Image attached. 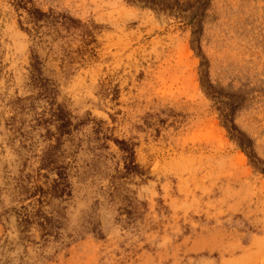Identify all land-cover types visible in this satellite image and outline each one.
I'll return each mask as SVG.
<instances>
[{
	"label": "rangeland",
	"instance_id": "1",
	"mask_svg": "<svg viewBox=\"0 0 264 264\" xmlns=\"http://www.w3.org/2000/svg\"><path fill=\"white\" fill-rule=\"evenodd\" d=\"M32 5L77 29H44L34 46L26 12L0 0V239L17 243V187L28 189L21 205L59 230L40 247L34 224L25 252L0 258L264 264V0ZM32 51L53 96L31 80ZM58 107L70 135L55 128ZM115 140L143 176L126 172ZM56 167L68 174L63 197Z\"/></svg>",
	"mask_w": 264,
	"mask_h": 264
},
{
	"label": "trees",
	"instance_id": "2",
	"mask_svg": "<svg viewBox=\"0 0 264 264\" xmlns=\"http://www.w3.org/2000/svg\"><path fill=\"white\" fill-rule=\"evenodd\" d=\"M12 1L17 11L22 10L27 14L28 23L31 25V28L29 30H24L30 35L34 46L42 43V37L45 35L44 29H51L54 32H57V29H62L66 33L76 32V20L65 13L40 11L32 5V0ZM30 77L36 86L38 85V87L41 89L42 94H48L49 96L54 95V83L44 74L42 61L34 51H32L31 56ZM52 117L55 118V128L61 137L64 135H70L72 133V124L69 115L66 114V112H64L60 107L56 109V111L52 114ZM77 128L78 126H76V131ZM97 133L98 132L95 131V134ZM104 139L106 140L107 138L104 137ZM96 140L100 139L96 138ZM114 143L118 146L120 152L125 154L123 160L125 163L124 169L126 172L129 174L143 176V174L137 170V167L132 161L133 150L122 141L115 140ZM100 147L107 149L106 145L104 144L100 145ZM45 159L49 160L47 157ZM44 162L45 160H42V168H49L48 166H53L52 161H47V163ZM56 168H59L57 171L58 177L54 181L52 188L55 190V194L58 195V197H63L70 193L68 174L64 167ZM27 194L28 189L26 187H17L14 198H16V204L20 205V207L13 208L11 210L16 219L15 231L17 233V243L12 245L8 238H5L3 241L0 239L1 252L4 250H6V253L13 252L16 246H21L25 252L28 244L33 243L30 240V230L34 224L44 232V235L41 237L42 244L37 243V245L40 247L45 246L46 243L50 242V238L56 239L58 236L59 227L56 224V220L49 216H32V214L27 211V208L21 205L22 199H24ZM8 258L4 260L0 258V264H12L11 259L9 258V260Z\"/></svg>",
	"mask_w": 264,
	"mask_h": 264
}]
</instances>
